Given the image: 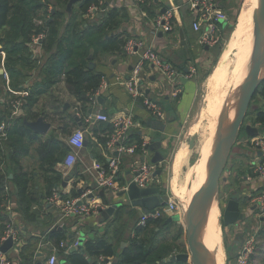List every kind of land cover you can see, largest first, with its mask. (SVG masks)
I'll use <instances>...</instances> for the list:
<instances>
[{
    "label": "crops",
    "instance_id": "crops-1",
    "mask_svg": "<svg viewBox=\"0 0 264 264\" xmlns=\"http://www.w3.org/2000/svg\"><path fill=\"white\" fill-rule=\"evenodd\" d=\"M213 1L228 17V22L224 23L221 29L220 36H222V33L227 31L228 28H233L236 25L243 0ZM80 2L82 1H77L66 7L67 18L72 13L77 14V5ZM133 2L134 0H101V10L98 9V12L91 13L85 19L90 24H95L100 17L99 13L103 15L102 17H105L106 14L114 12L118 23L111 35L120 36L126 41L136 39L143 42L147 47H151L161 59L169 62L174 68L179 70L183 74L184 80L178 88V93L174 94L165 79L154 69L146 66L143 70L140 85L145 90L146 95L161 108L164 114V119L161 121L150 115L139 102L133 101L121 86L114 83L116 78L128 79L131 72L130 68L136 64L137 57L126 55L122 52L115 54L105 53L88 66L89 70L105 76L104 80L108 86L98 97L100 101L95 100L91 104L83 107L79 106L76 100L67 93L63 83H60L49 87L44 95L34 96L36 101L31 108L19 110L20 117L39 114L41 111L44 112L46 115L44 122L50 127L43 136H39L42 142L54 140L65 143L77 130L84 132V141L87 144L86 147L78 151L75 164L68 170L62 169L67 155L63 157L62 162L55 164L54 171L61 178L57 184L53 185V193L60 192L61 199L82 198L83 195L87 194L86 197L82 198L84 204L98 201L105 208L111 204H121L122 206L108 220H103L100 214L85 219L65 217L57 206L49 203L51 196L48 195L49 188L44 180L46 167H41L40 159L34 152L36 147L34 146L29 156L21 160L22 168L29 174L26 196L30 202L28 204L25 202L20 203L16 194V185L13 183L7 184V188L11 192L9 199L12 209L13 227L19 234V243L13 245L6 253V257L13 264H47L50 256L56 257L57 264H69L65 261V252L80 253L79 251L72 252L74 248H71L77 236L83 238V242L85 240L104 238L113 245L115 250L114 258L108 260V263L105 262V264H122L123 252L129 246V239L133 237L135 228L138 227L140 216L144 213H142L141 209L132 207L129 201L118 197L117 194L107 193L96 185V171L92 166H104L107 162L104 152L92 137L93 130L106 124L94 121L97 114H103L107 117H113L116 114L131 115L134 121L140 125V128L130 131L128 136L129 143L133 144L140 141L147 145L145 151H137L132 156L121 158L117 182L120 185L126 184L130 178V171L135 166L143 163L150 164L155 166L154 176L159 181L158 187L154 186L152 188L157 189L165 202L169 198L168 191L163 186L167 179L175 177L173 159L179 148L174 152L167 169L166 155L174 142L175 137L173 135L178 125L187 119L197 97L198 85L196 78L197 74L199 75L204 69L202 63L209 61L210 55L213 54L214 48L218 47V45L206 47L199 44L200 34L195 33L192 29V24L195 21V12L189 10L186 5L187 0H147L142 8L143 15L135 10ZM174 6H179L180 9L173 18V31L171 33H162V36H159L161 32L154 34L153 22L155 19ZM180 32H182L183 36V46H181ZM221 41H223L222 38ZM37 46L33 45V50ZM39 55L38 52H35L36 58ZM216 56L218 57V54ZM216 60L217 58H215L214 63H216ZM215 68L216 66H214L213 70ZM0 71H3L0 76L4 78L7 85V90L2 89L0 95V100L4 105H7L12 97L17 99L26 98L29 95L31 96L32 93L45 90V78L39 68L27 73L29 76L28 80L23 83V88L25 89L23 92L9 88L7 74L3 69H0ZM207 75L205 78L210 77L211 74ZM242 86L239 96L242 94ZM255 100L246 111L243 125L244 127L249 125L251 128L257 129L258 133L248 136L242 129L240 136L237 138L236 153L231 165L232 169L225 170L223 176L227 181L219 183L216 194L217 196L222 192L223 197L227 196L225 202L235 191L250 200L258 191L264 190V180L255 179L252 174L254 166L259 162H264V155L258 157L257 152L253 149V142L264 136V126L255 123L256 113L264 111V100L260 97ZM29 102L31 103V101ZM227 107H229L228 104L225 108ZM82 109L85 110V114L81 113L80 110ZM148 121H151L152 124L154 121L162 123L164 130L162 132L154 130L151 125H147ZM26 122L35 121L24 120V124ZM78 123L81 126H78ZM106 125L108 126V124ZM156 141L160 142V149L149 151L148 147ZM188 152L186 162L179 171H183L189 165ZM155 155L161 156L162 161H158L156 164L152 163ZM157 170H162L160 175H155ZM237 171L241 173L238 178ZM249 203L247 201L244 205L246 213L249 212V217L232 228L235 237L241 235V231L245 232L247 230V235L253 232L256 233V238H259L258 233L264 226L263 222L256 216V212L253 213L250 210L251 206ZM2 214L4 215V211L0 212V217L3 216ZM185 217L186 214H179V216L172 217L171 222L167 224L165 222L166 225L170 226L160 230V232L157 230L159 233L157 240H160V238L162 240H172L177 235H181L177 244L184 246V235L186 236ZM55 232H61L64 235V240L60 243V245L63 244V248L60 245H55L54 240H52ZM246 237L248 236H243V239H246ZM261 242L258 246L256 245L255 257L253 258L256 259V264H261L264 258V242L262 240ZM60 249L64 250V252H61ZM182 254L185 253L175 251L164 259L161 264H183L184 262L178 259L175 262L170 261L172 257H178Z\"/></svg>",
    "mask_w": 264,
    "mask_h": 264
},
{
    "label": "trees",
    "instance_id": "trees-1",
    "mask_svg": "<svg viewBox=\"0 0 264 264\" xmlns=\"http://www.w3.org/2000/svg\"><path fill=\"white\" fill-rule=\"evenodd\" d=\"M70 1L0 0V69L8 76V87L23 92L25 90L23 83L29 76L27 73L38 68L45 78L43 91L32 93L26 98L12 97L7 105L0 100V126L5 123V128L0 132V212H3L5 201L11 197V192L5 190L8 183L16 185L20 203L30 202L26 196L29 174L22 168L21 160L29 156L34 146L41 167H46L44 180L50 196L53 194V185L61 178L54 171V166L62 162L63 157L69 152L64 142L54 140L42 142L39 136L24 124V120L36 121L39 118L46 120L43 111L27 117L19 115L11 118L12 104L19 101L20 110L29 109L36 101L34 96L44 95L49 87L60 83H63L67 93L79 106L91 104L95 102L94 96L105 76L89 70V64L105 53H125L126 40L111 35L118 23L114 12L106 14L105 17L99 13L100 17L96 23L90 24L85 18L91 14L90 8L101 10V0L80 2L77 5V14L72 13L67 18L66 7ZM37 38L38 46L33 50V40ZM35 52L40 54L37 58ZM2 89L7 90V85L0 76V95ZM257 97L264 100V84ZM80 111L85 114V110ZM256 114L255 123L264 126V111H258ZM108 130L109 126L106 124L98 126L93 130L92 137L103 142L99 133ZM136 143L142 144L140 141ZM232 161L229 170L232 169ZM236 174L237 178L241 175L238 171ZM259 193H264V190L257 192ZM167 219L168 217L148 220L144 226L136 227L133 237L129 239V246L123 252L122 264H161L175 251L186 253L184 247L177 244L181 235L172 240H157L159 234L157 230L160 232L170 226L165 224ZM7 221L5 214L0 217L2 224L0 237ZM262 222L264 224V220ZM258 237L264 242V227L259 231ZM52 240L59 246L64 240V235L55 232ZM83 250L84 254L66 253L65 261L69 264H105L115 256L113 245L104 238L85 240ZM60 251L64 252L62 249ZM101 258L103 261L100 263ZM261 264H264V258Z\"/></svg>",
    "mask_w": 264,
    "mask_h": 264
},
{
    "label": "built area",
    "instance_id": "built-area-1",
    "mask_svg": "<svg viewBox=\"0 0 264 264\" xmlns=\"http://www.w3.org/2000/svg\"><path fill=\"white\" fill-rule=\"evenodd\" d=\"M147 0H134L133 7L140 14L143 15L142 8L145 6ZM187 7L191 12H195V21L192 24V29L195 33L200 34L199 44L201 46L213 47L221 41V25L228 22L226 13L217 6L213 0H187ZM179 6H174L164 14L158 16L153 22V33H171L173 31V18L179 11ZM97 8L92 7L90 13H95ZM38 38L33 40V45H38ZM124 52L126 55L136 56L137 62L132 67L130 75L127 80L116 78L114 83L121 86L132 98L133 101L139 102L144 109L153 117L163 121L164 114L153 100H151L145 93V90L140 85L142 80V72L146 66L151 67L157 73H159L170 86L174 94L178 93L182 80L184 79L183 74L174 68L169 62L161 59L151 47H147L143 42L130 39L126 41ZM107 83L104 78L102 79L99 91L95 94L94 100L107 89ZM21 103L16 101L12 105L11 118H16L19 115ZM95 122L106 123L109 126V130L102 132L99 137L103 140L100 142L94 138L99 148L104 152L107 162L106 166L93 165V169L96 171V185L99 189L107 193H120L126 191L129 185H135L139 189L158 187L159 181L154 176L155 166L150 164H140L135 166L130 171V178L124 185H120L117 182L119 166L121 158L124 156H132L138 150L145 151L147 145L142 143L130 144L128 136L130 131L140 128V125L134 121L131 115L127 114H116L113 117H107L103 114H97L94 118ZM5 125L0 126V132L3 131ZM84 132L77 130L74 132L66 141V145L69 149L66 160L62 165L63 170L70 169L77 160V153L83 149L84 145ZM253 149L256 152H261L264 155V136L253 142ZM255 179H264V162H259L253 168L252 172ZM9 191L8 188H5ZM87 194L83 195L82 198L86 197ZM82 198H67L61 199L60 192H54L49 200V203L57 206L63 215L67 218H79L85 219L91 216L100 214V210L104 209L98 203V201H91L89 204H84ZM252 204L257 205L259 216L264 218V193L255 195L252 200ZM5 217L8 221L5 224L4 231L0 237V247L9 238L12 239L13 245L19 243V234L13 227L12 221V209L10 199L5 201L2 207ZM179 216L177 206L172 202L170 198L165 202L164 207L156 209L153 213L143 214L140 216L138 226H144L148 220H157L165 217L171 218ZM239 249L236 264H256L255 250H256V233L248 234ZM80 236L74 241L71 248H78ZM63 248V244L60 245ZM65 253H68L66 251ZM103 259H100V263ZM0 264H13L7 257L6 254L0 253ZM47 264H57L55 256H50Z\"/></svg>",
    "mask_w": 264,
    "mask_h": 264
},
{
    "label": "water",
    "instance_id": "water-1",
    "mask_svg": "<svg viewBox=\"0 0 264 264\" xmlns=\"http://www.w3.org/2000/svg\"><path fill=\"white\" fill-rule=\"evenodd\" d=\"M77 1L86 0H71L69 4L71 5ZM257 16L258 17L254 22L255 29L252 46L253 67L242 86V94L238 101L222 115L219 121L216 134L219 137L221 136V139L220 141L215 140L214 142L213 157L208 164L205 181L200 187L199 193L195 195V198L191 202L188 213L185 217L188 253L182 254L178 257H172L170 259L171 262H175L178 259L179 261L188 264H206L204 258L205 252L202 248L200 232L208 207L218 192L219 183H225L227 181L223 175L234 157L233 152L235 153L236 141L241 134V130L243 129L248 136L256 135L258 133L257 129H253L249 125L244 127L243 121L246 111L254 102V99L258 96L262 85L264 84V76H259L260 71L264 69V0H259ZM159 36H162V33H160ZM179 36L182 40L181 46H183L184 42L182 32L179 33ZM130 70H132V68H130ZM185 73H187V71H185ZM1 74H3V71H0V75ZM97 101H100V98H97ZM230 112L233 114L232 119L234 117L232 122L229 121ZM75 121L78 122L77 119H75ZM25 125L37 136H43L50 127L42 118L37 119L35 122H26ZM147 125H151V127L158 132H162L164 130L163 124L157 121H154L153 124L151 121H148ZM78 126H81V124L78 123ZM86 144L87 143L85 141L83 147H86ZM189 148H192V143H189ZM148 149L149 151L159 150L160 142L156 141L152 143ZM257 156L261 157L262 153L258 151ZM158 161H162V157L155 155L152 163L156 164ZM161 172L162 170H157L155 175H160ZM117 196L129 201L132 207L141 209L144 214L149 212L153 213L155 209L164 207L165 205V201L155 188L139 189L135 185L131 184L126 191L118 193ZM247 200L248 197H243L236 191L228 198L224 204L222 213V223L224 227H235L249 217V212L246 213V210H244V205ZM121 206V204H111L106 209L101 210L100 215L102 219L108 220V218ZM256 209L257 205H254L250 210L256 211ZM263 220V218H260V221ZM171 221V218L167 219L166 224ZM233 244L239 246V241L235 240L233 241ZM12 247L13 241L9 238L0 247V253L6 254ZM76 251L84 254L83 238L79 239L78 248L72 249V252ZM236 256L237 253L234 252L232 254V258H236ZM106 262L108 263V261Z\"/></svg>",
    "mask_w": 264,
    "mask_h": 264
},
{
    "label": "rangeland",
    "instance_id": "rangeland-1",
    "mask_svg": "<svg viewBox=\"0 0 264 264\" xmlns=\"http://www.w3.org/2000/svg\"><path fill=\"white\" fill-rule=\"evenodd\" d=\"M236 25L231 30L222 33L221 38L223 41H220L218 47L214 48V51L212 50L213 54L210 55L211 57H209V61H205V63H202L204 69L199 73V75L197 74V78H196L198 85L197 97L195 99V102L193 103V106L191 108V111L187 119L182 124L178 125L177 130L173 135L175 137L174 142L172 143V146L166 155L167 157L166 169H167L174 155V152L178 150V148H180L181 146L182 147L185 146L187 152L190 150L188 152L189 165L186 166V168L183 171H179L175 175V177H173V179H167L163 186L168 191L169 198L177 206L179 214L181 215H185V214L187 215L191 202L195 198V195L199 193L200 187L203 185L205 181V177L203 175V169H205L207 165L203 168L200 167V155L202 153V149L204 148L203 145L205 144L210 147L211 158H212L213 150H214V142L215 140L220 141L221 139V136L219 137L216 134L219 121L222 115L228 110V108L233 107L239 99V93L241 90L242 82L244 80L239 79V76L237 74V72L241 69L242 66V63L238 62L239 60L237 58L238 49L236 47L232 48V44H231L232 39L235 37L237 32ZM254 29L255 27L253 26L252 43L250 46V51L248 53L249 54L248 62L250 65L248 63L246 64V69H245L246 77L248 76V73L251 71L253 67L252 65L253 57H252L251 49L253 46ZM216 54H218V57L216 56ZM228 54L229 57L226 58L228 59V62L226 63L229 64V66L228 67L225 66L223 68L222 66L223 57L228 56ZM215 58L219 60V61L216 60V63H214ZM214 66H216L215 70L221 67L224 70V73L219 77L218 81L216 83L214 82L215 84L208 82L209 77L205 78V76H208L207 74L209 73L212 74L215 71L213 70ZM236 77L237 80L235 79ZM233 79L235 81H233ZM230 86H232V88H230ZM230 92L232 93L230 94ZM227 104L229 107L225 108ZM189 143H192L191 149H189L188 146ZM235 153L233 152L234 155ZM226 197L227 196L223 197V193L221 192L219 195L215 196V198L211 201L207 210L205 220L201 228L200 237L202 239L203 231L209 230L210 224L213 225L214 227L213 229L217 233L218 238H220L219 240L223 249V253H224L223 264H236V258H232V254L236 252L238 255L239 249L241 248V244L245 240L243 239V236H247V230L245 232L241 231V235L238 236L236 235L237 237H235L233 235L234 234L232 230L233 227H229V228L223 227L222 213H223ZM251 233L253 234V232ZM161 240L162 238H160L159 241ZM235 240L239 241L238 244L239 246L233 244V241ZM259 243H262L261 239L256 238V245L258 246ZM183 247L186 253H188V246L186 243L185 235H184Z\"/></svg>",
    "mask_w": 264,
    "mask_h": 264
},
{
    "label": "bare ground",
    "instance_id": "bare-ground-1",
    "mask_svg": "<svg viewBox=\"0 0 264 264\" xmlns=\"http://www.w3.org/2000/svg\"><path fill=\"white\" fill-rule=\"evenodd\" d=\"M258 6H259V0H244L243 1L242 6H241V10H240V13H239V17H238V20H237V25H236L237 32H236L235 37L232 39V43H231L232 44V48L236 47L238 49L237 58L239 60L238 62L242 63V66H241V69L237 72V74L239 76V79H243V80H245L244 78L246 77V72H245L246 64L247 63L249 64V62H248L249 61V59H248L249 58V56H248L249 54L248 53L250 51V46H251V43H252V30H253L254 22H255V19L258 17L257 16L258 15ZM251 51H252V49H251ZM228 57H229V54H228V56H224L223 57V65H222L223 68L225 66H227V67L229 66V64L226 63V62H228V59H226ZM229 63H230V61H229ZM225 64H227V65H225ZM223 68L222 67L221 68H217L211 74V76L209 77V79H208L209 81L208 82L209 83H214V82L216 83L218 81L219 77L224 73ZM260 72L261 73H260L259 76L263 77L264 76V69L261 70ZM235 79L237 80V77ZM233 81H235V80L233 79ZM231 84H232V82H231ZM231 84H229V85H231ZM235 84H237V83H235ZM229 85H227V86H229ZM230 88H232V86H230ZM228 89H229V87H228ZM225 92H227V91H225ZM232 92H230V94ZM229 109L230 108H228V110ZM232 115H233L232 112H230L229 121H231V122L233 121ZM235 125H236V122H235ZM203 144H204V142H203ZM204 145H203L204 148L202 149V153L200 155V167L203 168V167H205L207 165L206 168L203 169V175L206 178L207 170H208V163L211 160L210 159L211 158V150H210L209 146H207V145L204 146ZM186 159H187V149L185 148V146L184 147L181 146L179 148V150L176 152V155H175V157L173 159L174 160L173 161V172H174L175 175L180 170L181 166L186 162ZM72 199H76V198H72ZM251 200H252V198H251ZM251 200L249 201L250 205L254 206L255 204H252ZM101 207H103V206L101 205ZM103 208L106 209L107 207L106 208L103 207ZM104 209H101V210H104ZM256 213H257L256 216L258 217L259 216L258 207L256 209ZM260 218H262V217H258V219H260ZM209 228H210L209 230L203 231V238L201 239L202 248L204 249V252H205V256H204L205 263L206 264H223L224 263V253H223V249H222V246H221V243H220V240H219L220 238H218L217 233L214 231L213 225L210 224ZM200 234H201V232H200ZM236 258H237V256H236Z\"/></svg>",
    "mask_w": 264,
    "mask_h": 264
},
{
    "label": "flooded vegetation",
    "instance_id": "flooded-vegetation-1",
    "mask_svg": "<svg viewBox=\"0 0 264 264\" xmlns=\"http://www.w3.org/2000/svg\"><path fill=\"white\" fill-rule=\"evenodd\" d=\"M250 206H251V205H250ZM251 207H252V206H251ZM244 210H246V208H244ZM252 212H253V213H255L256 211H255V210H253Z\"/></svg>",
    "mask_w": 264,
    "mask_h": 264
}]
</instances>
